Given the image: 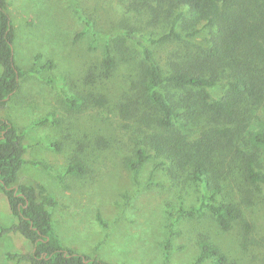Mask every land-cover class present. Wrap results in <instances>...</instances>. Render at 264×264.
I'll return each mask as SVG.
<instances>
[{"label": "rangeland", "instance_id": "rangeland-1", "mask_svg": "<svg viewBox=\"0 0 264 264\" xmlns=\"http://www.w3.org/2000/svg\"><path fill=\"white\" fill-rule=\"evenodd\" d=\"M124 1L7 0L14 25L15 63L26 69L37 55L38 64L51 60L53 67L41 76L58 80L66 91L89 98L80 109L69 111L54 83L34 76L21 78L15 95L0 108V116L11 120L27 145L18 182L41 184L54 197L55 205L48 208L52 227L62 245L76 253L113 264H194L198 243L204 240L216 246L229 262L264 264L262 199L245 208V216L253 224L246 240L236 223L224 230L206 213L181 219L165 252L167 210L175 212L180 201L187 206L198 203L200 189L190 180H173L156 169L154 158L145 161L135 175L127 165V159L134 158L143 126L120 117L116 104L140 80L142 55L134 42L114 45L116 63L106 71L102 66L104 45L116 33L122 36L123 27L157 35L167 30L168 23L151 21L141 9L127 10ZM203 37L199 34L189 41L182 38L153 45V56L168 70L170 60H181L189 45H201ZM221 88L217 85L210 91L217 95ZM47 115L57 118L58 123L34 124ZM200 130L201 122H193L189 135L196 137ZM52 140L59 142L60 150L47 145ZM74 156L86 165L82 176L65 173ZM57 174L64 178L60 180ZM14 222L0 189V223L7 227ZM30 248V242L19 233H6L0 238V264H27L6 258V253H23ZM211 262L207 258L201 264Z\"/></svg>", "mask_w": 264, "mask_h": 264}, {"label": "trees", "instance_id": "trees-1", "mask_svg": "<svg viewBox=\"0 0 264 264\" xmlns=\"http://www.w3.org/2000/svg\"><path fill=\"white\" fill-rule=\"evenodd\" d=\"M128 10H143L151 21L165 20L167 30L160 34L136 33L121 28L104 45L102 66H115L114 45L134 42L140 49V80L116 104L123 119L143 126L136 142L134 158L127 159L133 174L150 158L154 167L173 180H190L200 189L198 203L180 201L174 212L167 210L169 251L175 226L184 218L208 213L221 229L236 223L244 240L253 224L245 208L264 200V0H126ZM203 34L201 45H189L181 60H170L168 70L153 56L152 46L186 41ZM14 25L7 0H0V108H4L19 88L24 76L54 83L67 110L83 107L89 99L80 92L66 91L58 80L41 76L53 67L47 60L22 69L13 58ZM114 43V44H113ZM222 86L217 95L211 89ZM58 119L47 115L35 125ZM201 122L196 137L189 135L191 123ZM47 145L60 150L56 140ZM24 134L11 120L0 116V189L15 218L10 226L0 223V238L17 232L30 242L27 252H7L27 264H113L96 256L76 253L62 245L51 224L49 207L55 199L41 184L18 182L19 170L26 162ZM32 164H41L31 160ZM45 166V165H44ZM85 163L77 157L68 162L65 173L82 176ZM60 180L62 174H57ZM179 200L182 198L179 196ZM170 207V206H169ZM194 264L211 258L210 264H236L208 241L198 243Z\"/></svg>", "mask_w": 264, "mask_h": 264}]
</instances>
